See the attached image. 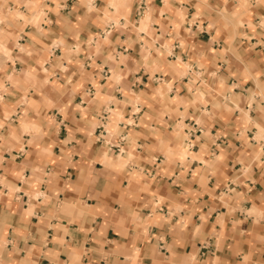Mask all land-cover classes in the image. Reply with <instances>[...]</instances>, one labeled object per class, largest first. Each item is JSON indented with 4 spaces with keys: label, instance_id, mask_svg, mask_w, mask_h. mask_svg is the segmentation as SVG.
I'll return each mask as SVG.
<instances>
[{
    "label": "crops",
    "instance_id": "0c3cea01",
    "mask_svg": "<svg viewBox=\"0 0 264 264\" xmlns=\"http://www.w3.org/2000/svg\"><path fill=\"white\" fill-rule=\"evenodd\" d=\"M237 5L0 0V264H264V6Z\"/></svg>",
    "mask_w": 264,
    "mask_h": 264
},
{
    "label": "clouds",
    "instance_id": "9594fccd",
    "mask_svg": "<svg viewBox=\"0 0 264 264\" xmlns=\"http://www.w3.org/2000/svg\"><path fill=\"white\" fill-rule=\"evenodd\" d=\"M225 3H227V0H225ZM259 6H264V0H238L237 10L233 13L238 26L246 27L248 24L247 18L250 15V9ZM254 27L264 28V17H261L260 23L254 25ZM3 256L4 251L3 249H0V261H2Z\"/></svg>",
    "mask_w": 264,
    "mask_h": 264
},
{
    "label": "bare ground",
    "instance_id": "6f19581e",
    "mask_svg": "<svg viewBox=\"0 0 264 264\" xmlns=\"http://www.w3.org/2000/svg\"><path fill=\"white\" fill-rule=\"evenodd\" d=\"M13 10H15V9H13ZM41 10H42V9H41ZM40 12H41V11L38 10V13H35V11H34V13H32V14H38V15L40 14V15H41L43 12H42V13H40ZM31 16H32V15H31Z\"/></svg>",
    "mask_w": 264,
    "mask_h": 264
},
{
    "label": "rangeland",
    "instance_id": "374dc122",
    "mask_svg": "<svg viewBox=\"0 0 264 264\" xmlns=\"http://www.w3.org/2000/svg\"><path fill=\"white\" fill-rule=\"evenodd\" d=\"M5 54H6V55H8V52H7V51H5Z\"/></svg>",
    "mask_w": 264,
    "mask_h": 264
}]
</instances>
